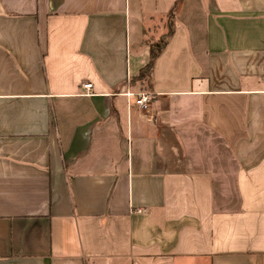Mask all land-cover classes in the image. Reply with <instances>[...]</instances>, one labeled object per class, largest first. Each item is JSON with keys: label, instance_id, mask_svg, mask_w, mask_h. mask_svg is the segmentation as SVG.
<instances>
[{"label": "crops", "instance_id": "1", "mask_svg": "<svg viewBox=\"0 0 264 264\" xmlns=\"http://www.w3.org/2000/svg\"><path fill=\"white\" fill-rule=\"evenodd\" d=\"M0 264H264V0H0Z\"/></svg>", "mask_w": 264, "mask_h": 264}, {"label": "trees", "instance_id": "2", "mask_svg": "<svg viewBox=\"0 0 264 264\" xmlns=\"http://www.w3.org/2000/svg\"><path fill=\"white\" fill-rule=\"evenodd\" d=\"M173 33V29L171 25L169 26L167 35L163 38H161L159 41L155 43L150 44V59L148 64L141 70V73L137 77V80H141L142 78H145V81H150L151 75H152V70L154 67L155 60L158 58V56L161 54L162 50L165 48L167 45L169 38L171 37ZM142 73L143 76H142Z\"/></svg>", "mask_w": 264, "mask_h": 264}, {"label": "built area", "instance_id": "3", "mask_svg": "<svg viewBox=\"0 0 264 264\" xmlns=\"http://www.w3.org/2000/svg\"><path fill=\"white\" fill-rule=\"evenodd\" d=\"M84 88L86 90H89L91 88L90 84L84 85ZM137 99L135 101V105L139 108L144 109L146 107V105L149 103L150 101V96L148 94H144V93H140L137 95Z\"/></svg>", "mask_w": 264, "mask_h": 264}, {"label": "rangeland", "instance_id": "4", "mask_svg": "<svg viewBox=\"0 0 264 264\" xmlns=\"http://www.w3.org/2000/svg\"><path fill=\"white\" fill-rule=\"evenodd\" d=\"M163 33H164V31H163ZM159 34H160V32H157V33H156V35H159ZM143 74H144V73H142V76H143ZM144 80H145V78H142V79H141V81H144ZM137 81H138V80H137ZM143 93H144V94H147L146 92H143Z\"/></svg>", "mask_w": 264, "mask_h": 264}]
</instances>
